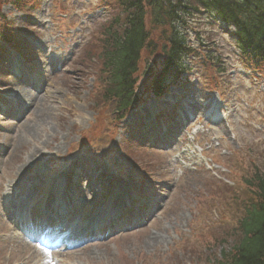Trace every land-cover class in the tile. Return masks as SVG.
<instances>
[{
	"label": "rangeland",
	"instance_id": "1",
	"mask_svg": "<svg viewBox=\"0 0 264 264\" xmlns=\"http://www.w3.org/2000/svg\"><path fill=\"white\" fill-rule=\"evenodd\" d=\"M12 1L0 0V37H11L19 55L26 36L36 40L44 49L43 67L56 73L48 76L42 93L31 98L22 94L32 105L20 121L0 116V264H212L218 260L231 247L240 205L248 199L242 178L256 166L264 170V70H253L240 60L231 34L218 25L213 30L205 10L193 11L184 17L189 25L184 30L186 41L194 50L189 56L191 72L185 75L190 80L168 94L186 92L185 104L210 95L216 100L219 94L228 120L209 123L198 118L178 138L175 150H142L145 142L136 136L135 126L116 124L113 107L102 100V86L93 80L99 70L95 39L101 22L115 12V0H35L39 8L27 18L11 8ZM30 19L37 25H30ZM198 23L209 26L201 29ZM6 48L0 41V99L19 94L6 60L14 59L16 70L22 60ZM25 50L31 62L34 49L29 45ZM157 52L150 58L143 55L138 65L140 91L151 79L148 65H158L163 57L160 48ZM222 64L225 71H219ZM33 127L36 137H26V129ZM185 148L188 158L173 163ZM76 155L86 156V178L105 176L87 189L93 203L107 200L120 187L140 189L152 198L161 191L167 198L156 217L121 237L86 244L61 256L42 255L10 238L9 210L19 208L25 195L41 189Z\"/></svg>",
	"mask_w": 264,
	"mask_h": 264
},
{
	"label": "trees",
	"instance_id": "2",
	"mask_svg": "<svg viewBox=\"0 0 264 264\" xmlns=\"http://www.w3.org/2000/svg\"><path fill=\"white\" fill-rule=\"evenodd\" d=\"M198 5L233 24L237 47L256 64H264V0H115V12L102 23L95 39L99 46L95 78L103 86L104 97L115 101L116 111L124 113L144 95L159 96L169 70L177 68L174 78H178L187 45L177 23L182 12ZM156 28L161 31L155 38L151 31ZM156 47L165 56L158 65H148L146 74L151 79L143 92L136 84L138 65L143 55L158 54ZM245 184L248 199L240 205L231 247L213 264H264V170L252 168Z\"/></svg>",
	"mask_w": 264,
	"mask_h": 264
},
{
	"label": "bare ground",
	"instance_id": "3",
	"mask_svg": "<svg viewBox=\"0 0 264 264\" xmlns=\"http://www.w3.org/2000/svg\"><path fill=\"white\" fill-rule=\"evenodd\" d=\"M45 122V121H44ZM25 136L26 137H31V138H34V137H36V130L34 129V127L33 128H27L26 129V133H25ZM60 195H58V194H56L55 195V198H58ZM57 201V200H56Z\"/></svg>",
	"mask_w": 264,
	"mask_h": 264
}]
</instances>
